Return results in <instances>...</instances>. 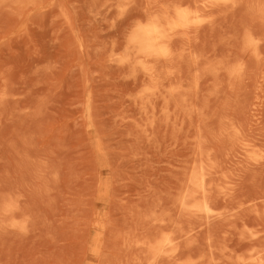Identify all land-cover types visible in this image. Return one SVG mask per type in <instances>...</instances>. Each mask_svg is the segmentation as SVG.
<instances>
[{
	"label": "rangeland",
	"instance_id": "374dc122",
	"mask_svg": "<svg viewBox=\"0 0 264 264\" xmlns=\"http://www.w3.org/2000/svg\"><path fill=\"white\" fill-rule=\"evenodd\" d=\"M233 1L0 0V264H264V0Z\"/></svg>",
	"mask_w": 264,
	"mask_h": 264
},
{
	"label": "bare ground",
	"instance_id": "6f19581e",
	"mask_svg": "<svg viewBox=\"0 0 264 264\" xmlns=\"http://www.w3.org/2000/svg\"><path fill=\"white\" fill-rule=\"evenodd\" d=\"M201 2L203 1V2H205V3H208V4H218V2H224V1H226L227 2V0H200ZM231 1V0H230ZM235 1V0H234ZM233 1V2H234ZM198 2V1H197ZM228 3V2H227ZM204 4V3H203ZM221 4V3H220ZM231 4H233V3H231ZM191 12V11H190ZM195 12V11H194ZM188 13V12H187ZM187 13H185L183 10H179V11H177V13H176V15L173 17L174 19L173 20H171V21H168V25L171 27V28H173V27H176V26H184L185 25V22L188 24V21H189V18H188V16H187ZM190 14V13H189ZM174 15V14H173ZM171 17H172V15H171ZM191 18V17H190ZM172 19V18H171ZM191 21H192V18L190 19ZM162 21V20H161ZM191 21H190V23H191ZM164 22V21H163ZM164 24V23H163ZM163 24L161 25L160 24V22H159V20L158 21H153V22H151L150 23V25H148L147 27H144L143 29H141V36H140V38H138L139 39V43H141L143 46H145V47H147L148 49H154L155 51H158V52H160L161 50H162V48L163 47H159L158 46V42H162L163 41V39H165V33H164V29H163ZM164 26H165V24H164ZM187 26V25H186ZM188 27V26H187ZM187 27H186V30H187ZM190 27V26H189ZM185 28V27H184ZM174 30V29H173ZM176 32L178 31L177 29L175 30ZM174 31V32H175ZM173 32V33H174ZM173 35V34H172ZM170 42V41H169ZM172 42V41H171ZM169 45V44H168ZM167 48V47H166ZM162 52V51H161ZM167 53V52H166ZM172 53H173V51H172ZM170 55H171V53H170ZM171 58V57H170ZM161 59V58H160ZM251 146V145H250ZM250 148V147H249ZM253 148V147H252ZM246 149V148H245ZM247 150V149H246ZM249 150V149H248ZM250 151V150H249ZM202 168H204V172H205V167H202ZM207 168V167H206ZM209 169V168H208ZM213 169V168H212ZM211 168L209 169L210 171L212 170ZM208 170V171H209ZM195 171H197V170H195ZM213 171V170H212ZM202 172V171H201ZM203 172V173H204ZM194 173H196V172H194ZM200 173V172H199ZM210 173H212V172H210ZM197 174H198V171H197ZM209 174V173H208ZM213 175H214V173H212ZM192 176H194V175H192ZM198 176V175H197ZM196 176V177H197ZM204 176H205V178H206V175L204 174ZM204 176L202 175V177L200 178L199 176L196 178L195 176V179H193L192 177V184H193V189L191 190V191H187L188 193H186L185 194V196H183L184 198L182 199V201H183V203L182 204H184L185 205V202H184V199L186 200V198L185 197H198L199 198V195L201 194V195H203V196H205L206 194H208V197H209V193H208V191H206V187H204ZM208 176H210V174L208 175ZM211 177V176H210ZM190 178V179H191ZM210 179H212V178H210ZM190 181V180H189ZM212 181V180H211ZM189 183V182H188ZM190 183H191V181H190ZM210 183V182H209ZM211 184H212V182H211ZM187 185H189V184H187ZM190 186H192V185H190ZM189 186V187H190ZM205 186H207L206 184H205ZM210 190L213 188V187H209V186H207ZM189 189H191V188H189ZM214 189V188H213ZM186 190V189H185ZM188 190V189H187ZM212 192H213V194H212V196L214 195V191L212 190ZM211 192V193H212ZM184 195V194H183ZM211 196V197H212ZM205 198V197H204ZM210 198V197H209ZM197 199V198H196ZM203 199V198H202ZM199 200L198 202H200V201H202V202H200L201 204L200 205H198V206H193L192 207V210H193V208H195L196 207V212H202V214H203V212L205 211V212H208V211H211L212 210V204L210 203V199H208V198H206L205 200H204V202H203V200ZM193 200V199H192ZM195 200V199H194ZM182 201H180V202H182ZM189 201H191L190 199H189ZM187 202V201H186ZM192 202V201H191ZM203 203V204H202ZM188 204V203H187ZM179 205H181V203H179ZM183 205V206H184ZM193 205H195V204H193ZM185 206H187V205H185ZM183 208H185V207H182V209ZM189 206H188V210H189ZM185 210V209H184ZM187 210V209H186ZM195 212V211H194ZM190 214L191 215H193L191 212H190ZM207 214V213H206ZM169 233V232H168ZM173 233V232H172ZM176 233V232H175ZM183 233V232H182ZM174 234V233H173ZM181 234V233H180ZM184 234H186V233H184ZM167 235V234H166ZM171 235V234H170ZM183 235V234H182ZM181 235V236H182ZM174 236H176V235H174ZM181 236L179 237V239L181 238ZM163 237V236H162ZM161 237V238H162ZM160 238V237H159ZM166 238V237H165ZM184 238V237H183ZM172 239H174V238H172ZM145 240V239H144ZM177 240L178 239H176V242H177ZM181 240H183V239H181ZM180 240V241H181ZM138 241V240H137ZM165 241V240H164ZM163 241V242H164ZM175 241V240H174ZM133 242H134V240H133ZM171 241H167V244H169ZM145 243V242H144ZM156 243V242H155ZM173 243V242H172ZM180 243V242H179ZM146 244V243H145ZM150 244V243H149ZM148 244V245H149ZM154 244V243H153ZM147 245V244H146ZM150 245H152V244H150ZM156 245H159L158 243L156 244ZM174 245V244H173ZM154 246H155V244H154ZM154 246H152V247H154ZM137 247V246H136ZM152 247H151V249H152ZM168 247V246H167ZM167 247H166V249H167ZM175 248H177L176 246H174ZM149 248H150V246H149ZM170 248V250H171V247H169ZM180 248V247H179ZM142 249H143V247H142ZM156 249H157V247H156ZM159 249V248H158ZM173 249V248H172ZM144 250V249H143ZM148 250V249H147ZM169 250V251H170ZM150 251V250H149ZM168 251V250H167ZM174 251V250H173ZM178 251H179V249H178ZM164 252V251H163ZM150 253V252H149ZM165 253H167L166 252V250H165ZM146 255H148V254H146ZM150 256H151V254H149ZM149 255L147 256V257H149ZM173 256V255H172ZM175 257V256H174ZM176 257H177V253H176ZM178 258V257H177ZM175 259V260H178V259ZM180 258V257H179ZM259 258V257H258ZM257 258V259H258ZM263 258V257H262ZM148 259H150V257L148 258ZM169 259L171 260V258H168L166 261H169ZM260 259H261V257H260ZM161 260V259H160ZM145 261H146V256H145V260L144 261H142L141 262V264H145ZM162 261V260H161ZM258 261V260H257ZM256 261V262H257ZM264 261V260H263ZM263 261H262V263H263ZM134 262V261H133ZM164 262H165V260H164ZM171 262H173L172 260H171ZM175 262V261H174ZM173 262V263H174ZM136 263V262H135ZM134 263V264H135ZM157 263H159L158 261H157ZM157 263H154V264H157ZM137 264V263H136ZM140 264V263H139ZM168 264V263H167ZM169 264H170V262H169ZM172 264V263H171ZM256 264V263H255Z\"/></svg>",
	"mask_w": 264,
	"mask_h": 264
}]
</instances>
